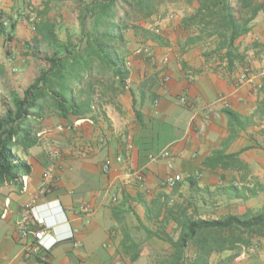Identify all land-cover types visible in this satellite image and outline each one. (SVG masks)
Here are the masks:
<instances>
[{
	"label": "crops",
	"instance_id": "crops-1",
	"mask_svg": "<svg viewBox=\"0 0 264 264\" xmlns=\"http://www.w3.org/2000/svg\"><path fill=\"white\" fill-rule=\"evenodd\" d=\"M184 17L169 24L167 45L151 40L150 47L128 57V89L94 105L87 116L92 123L61 118L69 126L65 134L54 135L61 158L45 193L41 190L48 155L41 150L21 156L32 166L26 188L7 184L0 190V264H45L39 256H24L15 227L29 205L46 201L64 209L65 215L55 219L68 221L54 230L55 235L70 227L77 230L54 245L50 264H119V255H130L126 247L132 243L140 245V254L152 251L153 245L168 242L148 236L142 244L132 226L156 230L165 224L168 207H185L192 197L208 212V219L264 206V13L236 43L250 58L254 74V83L240 85L233 73L245 61L230 71L215 58L206 60L209 43L186 45L192 30L180 28ZM4 43L0 35V51ZM164 56H169L168 63ZM181 96L189 103H180ZM165 149L174 153V170L183 176L173 187L164 184L170 171L166 160L158 157ZM107 158L113 163L105 174L102 165ZM136 170L145 175L144 185L130 176ZM114 193L116 201L111 200ZM81 203L94 209L88 220L74 214ZM209 264H264V238H254L239 252L213 253Z\"/></svg>",
	"mask_w": 264,
	"mask_h": 264
},
{
	"label": "trees",
	"instance_id": "trees-1",
	"mask_svg": "<svg viewBox=\"0 0 264 264\" xmlns=\"http://www.w3.org/2000/svg\"><path fill=\"white\" fill-rule=\"evenodd\" d=\"M196 1L198 5L194 12L182 21L185 29L192 30L186 45L209 43V50L204 52L206 60L215 58L233 71L236 64L243 63L247 57L236 43L251 30L253 21L264 10V0ZM125 4L146 17L156 11L155 0H91L86 6L89 25L82 26L80 40L60 41L53 22L45 19L38 25L32 41H24L31 54L43 59L47 66L40 68L39 74L21 94L11 91L13 107L0 115V190L7 184L22 188L23 176L31 174V164L16 152L38 142L39 137L29 123L30 112L40 114L48 102L60 118H85L96 102L97 85L103 89L102 96L106 92L128 89L130 49L127 32L130 25L126 22L128 15L119 13ZM10 19L0 10V35L5 43L17 39L16 22ZM133 28L144 30L146 38L160 44L166 41L167 45L168 39L164 35L137 26ZM42 44L47 46L44 54L40 49ZM108 74L109 81H104ZM226 112L236 119L234 112L229 109ZM135 113L141 120L142 113L136 108ZM160 209L158 207L157 211ZM168 220L177 224V239L166 231ZM163 224L156 230L143 227L147 236L158 237L172 246L171 252L157 257L156 264H209L213 253L239 252L254 238H264V206L256 211L248 209L243 213L208 219L191 215L188 207L179 205L167 208ZM126 250L130 251L132 260H136L141 252L136 243Z\"/></svg>",
	"mask_w": 264,
	"mask_h": 264
},
{
	"label": "rangeland",
	"instance_id": "rangeland-1",
	"mask_svg": "<svg viewBox=\"0 0 264 264\" xmlns=\"http://www.w3.org/2000/svg\"><path fill=\"white\" fill-rule=\"evenodd\" d=\"M90 1L91 0H0V10L4 11L5 18H11L10 20L16 22L15 34L17 37L14 41L4 43L5 45L2 46L3 49L0 51V115H3L7 110L13 107L11 91L14 90L21 94L25 87H27L39 74L40 68L47 66V63L43 59L36 58L31 54V50L26 47L24 41H32L33 36L36 35L35 33L38 29V25L45 19H49L53 22L55 33L60 41L68 42L70 38H73L75 41L80 40L82 37V26L84 24L87 26L89 25L86 6ZM155 1L156 11L148 17L134 10L129 4L122 5L119 9L121 15H128L126 22L130 25V29H128L127 32L130 55L141 53L145 47H150L148 41L154 43L146 38L144 30H135L133 28L134 26L153 32L152 29L155 27V24L164 19L167 14L173 13L175 17L172 21L176 19L175 21L180 22L182 17L192 14L198 5L196 0ZM261 12L264 13V10ZM171 23L172 22H168L167 20L164 21V25H166L165 28L167 29ZM6 27L8 30L9 26L6 25ZM177 27L179 28V25ZM181 27L182 25H180V28ZM176 30L180 31V29ZM164 42L166 44V41ZM165 44L162 43L161 45ZM40 49L42 50V54L47 52L46 44L40 45ZM263 49L264 48L261 47V51H263ZM96 74H98V72H96L95 75ZM96 77L102 79L100 76ZM109 79L110 74L104 78V81H109ZM121 92L118 91L117 94ZM103 93V89L97 85L95 95L96 102L94 105H97L99 101H112L113 95L116 94V92L110 91L102 96ZM29 123L33 127L34 134L40 131H44L45 133L42 137H39L36 145L26 150L23 148L16 151L20 157L22 155L29 157V155L36 154L41 150L48 155L49 151L52 149H62L61 146L53 143L54 135L55 133L65 134V130L68 128L69 124H64V121L57 115V112L50 103L47 102L45 104L40 114L37 112H30ZM60 125L64 127V130L58 132L59 130H57V127ZM186 204L191 215L209 218L208 215L205 214L208 212L205 211L204 208L199 207L193 197L190 201L186 202ZM216 216H220V213H217ZM132 228V231L137 235V240L145 244V239L148 237L146 230L138 225L132 226ZM165 228L171 237L177 239L179 234L177 227L169 222ZM145 246L146 251H148V245ZM152 249L155 251L152 250L140 254L136 260L130 258L132 255L123 252L124 254L121 253L119 255V264H156L157 257L171 252L172 247L169 246V243H164V245L158 243V245H153ZM157 250L161 251L159 252Z\"/></svg>",
	"mask_w": 264,
	"mask_h": 264
},
{
	"label": "built area",
	"instance_id": "built-area-1",
	"mask_svg": "<svg viewBox=\"0 0 264 264\" xmlns=\"http://www.w3.org/2000/svg\"><path fill=\"white\" fill-rule=\"evenodd\" d=\"M174 14L169 13L166 15L164 19L161 21H158L155 24V27L152 29L155 34L158 35H164L166 30V25H164V21L171 22L174 19ZM165 36V35H164ZM145 53L147 55L149 54L151 56V53L148 52V49H145ZM163 62L168 63L169 62V56L163 57ZM233 78L235 80V83L240 85L243 83H254V74L252 71V65L250 58H247L245 62L242 64L239 71H235L233 73ZM170 77L166 76L165 81L169 80ZM127 85L129 84V81L127 80ZM257 87L261 88L262 84H256ZM180 103L187 104L189 103V100L186 98V96H181L179 98ZM93 122V119L91 117H85L78 119L76 121V124L83 123V122ZM57 130L62 131L64 130V127L62 125L57 127ZM44 131H40L37 133L38 137H42ZM101 141H105V137H101ZM159 158L165 159L167 163V167L169 169L168 175L164 179V184L173 187L177 183L181 182L183 180V176L181 173L175 172L174 170V153L169 150L165 149L163 150L159 155ZM61 158V151L59 149H52L49 151L48 154V161L49 165L45 169L43 173V182H44V188L42 193L46 192V188L50 183L53 181L54 175V167L57 163V161ZM117 161H122V156L117 157ZM112 160L110 158H107L103 165H102V171L107 174L111 171L112 167ZM130 176H132L135 180L139 181L144 185L146 178L145 175L140 171H133L130 173ZM28 180V175L23 176L22 181L24 185V189L26 188ZM118 198V195L115 193L111 195V200L116 201ZM52 201H46L42 204H36V205H29L26 210H24L21 218L16 223V234L18 238L22 241L23 250H24V256L27 257H36L39 256L40 259L45 264H50V252L54 245L62 240L70 239L75 235V232L77 231L75 228L70 227L69 230L65 233H61L58 235H55L54 230L58 228L60 225L68 223L67 218L64 217L62 219V222L58 219H55L54 216H58L59 214H64L65 211L62 208L61 205H52ZM45 207V209L40 210L41 208ZM93 207L88 203H81L80 205L76 206L74 209V214L79 219H87L93 214ZM56 212V214H53Z\"/></svg>",
	"mask_w": 264,
	"mask_h": 264
}]
</instances>
